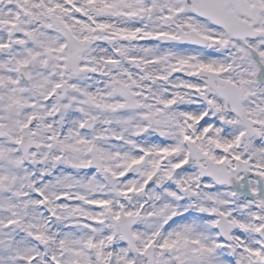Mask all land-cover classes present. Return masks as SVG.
<instances>
[{
  "label": "snow or ice",
  "instance_id": "1",
  "mask_svg": "<svg viewBox=\"0 0 264 264\" xmlns=\"http://www.w3.org/2000/svg\"><path fill=\"white\" fill-rule=\"evenodd\" d=\"M0 264H264V0H0Z\"/></svg>",
  "mask_w": 264,
  "mask_h": 264
}]
</instances>
